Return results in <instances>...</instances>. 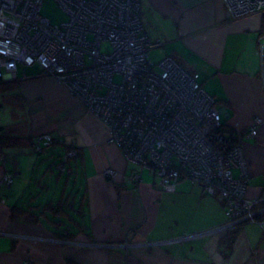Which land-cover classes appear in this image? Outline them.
I'll return each mask as SVG.
<instances>
[{"label": "crops", "instance_id": "1", "mask_svg": "<svg viewBox=\"0 0 264 264\" xmlns=\"http://www.w3.org/2000/svg\"><path fill=\"white\" fill-rule=\"evenodd\" d=\"M140 14L149 37L161 42L150 58L170 55L201 75L243 148L248 197H264V122L249 135L255 118L264 119V12L235 19L225 0H141ZM40 72L0 84V108L13 115L0 127L18 126L25 138L0 150V264H264V202L259 222L207 234L226 221L221 199L188 180L164 191L150 170L134 180L138 169L109 140L107 125ZM45 133L58 140L36 153L34 141ZM72 142V169L59 170ZM108 168L118 175L106 177ZM8 174L11 184L2 182ZM25 188L28 206L19 201ZM58 204L64 213L55 211Z\"/></svg>", "mask_w": 264, "mask_h": 264}, {"label": "built area", "instance_id": "2", "mask_svg": "<svg viewBox=\"0 0 264 264\" xmlns=\"http://www.w3.org/2000/svg\"><path fill=\"white\" fill-rule=\"evenodd\" d=\"M56 1L69 17L60 25L42 14L44 0H0V84L18 78L19 65L37 64L41 75L56 78L109 127L110 141L140 168L134 180L148 169L164 191H176L182 180L202 186L206 195L224 200V231L259 222L257 205L264 197L247 195L241 144L221 130L222 112L198 72L186 70L170 55L158 62L150 58L161 42L145 31L141 0ZM225 2L235 19L264 12V0ZM258 43L264 62V33ZM261 121L255 120L250 136ZM54 142L53 135H41L35 152ZM77 153L71 143L59 170H71ZM104 175L115 178L118 173L108 168ZM2 182L11 184L12 176ZM260 223L264 227V220Z\"/></svg>", "mask_w": 264, "mask_h": 264}, {"label": "rangeland", "instance_id": "3", "mask_svg": "<svg viewBox=\"0 0 264 264\" xmlns=\"http://www.w3.org/2000/svg\"><path fill=\"white\" fill-rule=\"evenodd\" d=\"M42 14L47 17L48 19H50V21L53 23V24H62L63 22L67 21L69 19L68 17V14L63 10V8L60 6V4L56 1V0H44V3H43V6H42ZM243 18V17H242ZM239 19V18H238ZM103 47L106 48L108 47V44L107 43H104L103 44ZM158 57V54H157V51H152L151 52V57ZM40 67L37 65V64H34L32 66H24V65H19V73H18V78L14 79V80H18L19 81V78H23L25 77L26 75H30V74H35L37 70H39ZM43 76V74H42ZM48 77H51V76H48ZM54 78V77H53ZM56 79V78H55ZM121 79V77L119 76H116L115 77V80L116 81H119ZM14 80H11L14 82ZM57 80V79H56ZM58 81V80H57ZM59 82V81H58ZM60 83V82H59ZM9 84V83H8ZM62 84V83H61ZM71 93V92H70ZM72 94V93H71ZM74 95V94H72ZM75 96V95H74ZM76 97V96H75ZM77 98V97H76ZM12 108H8L7 105H4L2 108H0V125H5V124H8L9 122L12 121V118H13V115H12V111H11ZM43 135V134H42ZM52 135V134H51ZM1 140V139H0ZM73 143V142H72ZM4 149V148H3ZM69 149V148H68ZM67 149V150H68ZM0 150H2V147L0 148ZM78 156V153L76 155V157ZM132 164V163H131ZM133 166V165H132ZM134 165L133 167L136 168V169H139L138 166ZM146 171V175L147 176H152L151 173H153L151 171L148 170V169H145ZM154 175V173H153ZM155 176V175H154ZM4 179V177H3ZM2 179V180H3ZM31 183H34V182H31ZM175 192V191H173ZM31 191L28 190L27 188L24 189V192L23 194L19 197V201L21 203V205H29L30 203V197H31ZM43 199V198H42ZM220 199V198H219ZM221 201L224 203V200L221 198ZM27 203V204H26ZM71 204H72V200H71ZM224 210H225V207H224ZM75 214L74 213V217H75ZM226 215V214H225ZM76 218V217H75ZM246 223V222H245ZM224 224V223H223ZM222 224V225H223ZM244 224V223H243ZM222 225L218 226L217 228H214V229H211L209 231H207L206 233L207 234H211L213 231L216 232V231H221L223 234H226L228 235L229 233H231L232 230H229V231H224V229H222ZM233 232V231H232ZM205 234V232H204ZM204 234H199L198 237H202ZM184 239H189V238H184ZM183 239V240H184Z\"/></svg>", "mask_w": 264, "mask_h": 264}, {"label": "trees", "instance_id": "4", "mask_svg": "<svg viewBox=\"0 0 264 264\" xmlns=\"http://www.w3.org/2000/svg\"><path fill=\"white\" fill-rule=\"evenodd\" d=\"M31 75V74H30ZM28 75V77L30 76ZM41 75V74H40ZM17 84L18 83V80H14L13 81H10L9 84L13 85L14 84ZM203 84V83H202ZM18 127V126H17ZM17 127H14L13 125H9L7 127H0V147H2V149L4 147H9V146H13V145H18L23 139V136H20V135H17L16 133V128ZM223 132L225 133H229V138L230 139H233L234 142H238V138L234 132V130H232L231 128L227 127L226 126V123L223 121V128L221 129ZM58 140L55 138V141ZM37 141L35 140L34 141V144H33V150L35 151L34 149V145ZM55 143V142H54ZM50 147V146H49ZM46 149V148H45ZM44 149V150H45ZM37 153V152H36ZM39 154H41L42 152H38ZM64 155V154H63ZM63 155L59 158V161L63 158ZM59 161L57 162V166H58V163ZM70 165H71V162H70ZM139 168V167H138ZM72 169V168H71ZM135 171H140L139 169L138 170H135ZM134 172V171H133ZM138 182V181H137ZM55 211L57 213H60V212H65L64 210V205L63 204H58L55 208ZM69 214V213H68ZM235 229V228H234ZM233 229V230H234ZM232 232V231H231ZM73 233L69 232V234H65V236H67L68 238H71L73 237L72 236Z\"/></svg>", "mask_w": 264, "mask_h": 264}, {"label": "bare ground", "instance_id": "5", "mask_svg": "<svg viewBox=\"0 0 264 264\" xmlns=\"http://www.w3.org/2000/svg\"><path fill=\"white\" fill-rule=\"evenodd\" d=\"M66 87V86H65ZM88 111V110H87ZM91 113V112H90ZM92 114V113H91ZM94 115V114H93ZM95 116V115H94ZM96 117V116H95ZM98 118V117H97ZM99 119V118H98ZM256 119H260V120H262L261 121V123H263L264 122V119L262 118V117H257V118H255V120ZM100 120V119H99ZM102 121V120H101ZM103 122V121H102ZM104 123V122H103ZM105 124V123H104ZM108 127V126H107ZM108 129H109V127H108ZM109 137H110V130H109ZM110 140V139H109ZM245 156V155H244ZM244 159H245V163H246V167H247V162H246V158L244 157ZM117 171V170H116ZM117 173H119V172H117ZM219 232V231H218Z\"/></svg>", "mask_w": 264, "mask_h": 264}, {"label": "water", "instance_id": "6", "mask_svg": "<svg viewBox=\"0 0 264 264\" xmlns=\"http://www.w3.org/2000/svg\"><path fill=\"white\" fill-rule=\"evenodd\" d=\"M74 204V200H72V205Z\"/></svg>", "mask_w": 264, "mask_h": 264}]
</instances>
